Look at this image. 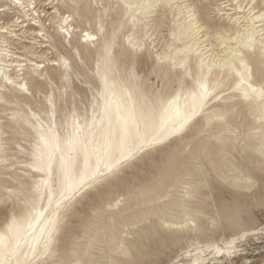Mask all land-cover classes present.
Returning a JSON list of instances; mask_svg holds the SVG:
<instances>
[{
	"label": "bare ground",
	"instance_id": "bare-ground-1",
	"mask_svg": "<svg viewBox=\"0 0 264 264\" xmlns=\"http://www.w3.org/2000/svg\"><path fill=\"white\" fill-rule=\"evenodd\" d=\"M164 22L170 39L158 49ZM75 70L82 87L71 88ZM165 148L132 201L110 205L136 229L117 237L107 224L78 242L67 221L75 204ZM211 173L237 190V205L210 217L233 233L185 251L187 264L231 258L255 232L238 196L264 187V0H0V264H97L99 243L115 254L108 264H145L163 233L176 243L203 232L196 195Z\"/></svg>",
	"mask_w": 264,
	"mask_h": 264
},
{
	"label": "rangeland",
	"instance_id": "rangeland-1",
	"mask_svg": "<svg viewBox=\"0 0 264 264\" xmlns=\"http://www.w3.org/2000/svg\"><path fill=\"white\" fill-rule=\"evenodd\" d=\"M38 8H40V11H44L41 13L43 21L48 20L54 15L53 12L55 10H53L52 6L49 5V2L39 5ZM61 12L64 11L61 10ZM211 13L212 16H216V14H218L217 10L214 8H211ZM7 19H9V17H5L3 21ZM46 26H49L48 21H46ZM160 30L162 31V35H159L160 37L156 40L157 44H159L158 49H160L164 42L170 39L168 23L164 22ZM214 42H216V40H214ZM24 44L28 45V43ZM59 52L60 54L65 55L64 51L60 50ZM49 57L53 59L56 58V52L53 51V54L49 55ZM143 59L144 58L142 57L140 60ZM81 73V71L75 70L73 85H71V88L76 86L82 87L81 81H83V75ZM61 86L62 83L58 80H56L55 85H53L55 90L56 87L61 88ZM80 89H78V92L83 95V92ZM49 90L50 87H45L43 89L44 92H48ZM1 123H5V119H2ZM22 144L26 147L24 142H22ZM168 152L169 149L165 148L161 150H152L147 154L140 155L131 164L123 168L122 172L118 175V178H109L103 181L96 188L89 190L74 206V209L78 211V214L71 215L70 212L67 217L70 229L73 231L75 236H78L77 238L82 236V239H78V242H85L95 229H101L107 224L117 237L121 236L122 231L127 232V230L132 231V229H136L137 226L133 227L131 225L133 223V218H130L133 217L131 212L122 216L117 215L113 213L116 208H110V205L118 200V207L127 206L128 203L132 201V196L134 194L133 192H130L132 191L131 189L149 183L163 166ZM206 168L207 167L204 169ZM261 175L264 177V173H261ZM187 179L194 182L196 177L190 176L187 177ZM209 182L211 187L204 188L200 192L201 194H204V196H201L200 194L196 195V199H203L206 202V205L203 206V208L206 210L207 214L200 215V221L204 229L203 232L181 231L176 234L178 237L176 243H171L169 235H167V233H163L165 238L163 246H159L160 249L156 252V255H150V257L145 259V264H171L174 261H180V263L187 264L191 257L187 256L185 251L192 250L194 247L198 246V244L204 245L207 242H216L222 246V241L227 240L232 235L233 231L227 222L221 220L213 221L210 217H215L218 210L221 211L223 207L233 209L237 205L235 202L237 190L225 184L222 179L216 177L214 174L209 177ZM178 191H182V188L179 187ZM242 195L243 196H238V207L242 211L240 216L242 219L241 223L245 225L246 228L255 230V232H249L245 238L240 239L237 242V248L231 258H217L213 260L211 264L264 263V206H259L256 203V198L260 195H264L262 181L257 182L256 186L252 190L244 192ZM143 224L144 223H139L138 226H142ZM124 235L125 234H123V236ZM158 243L161 245L159 241ZM154 247L155 245L152 244V248L150 249L151 252ZM193 253L194 252L191 254ZM93 255L96 262H98L97 264H108L110 257H115V254L110 252L108 248L104 247L103 243L95 245L93 248ZM209 255L210 253L208 252L205 254V257H209V259H211L212 256Z\"/></svg>",
	"mask_w": 264,
	"mask_h": 264
}]
</instances>
